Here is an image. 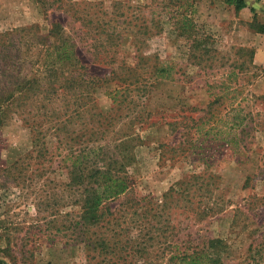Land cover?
Returning <instances> with one entry per match:
<instances>
[{"label":"rangeland","instance_id":"rangeland-1","mask_svg":"<svg viewBox=\"0 0 264 264\" xmlns=\"http://www.w3.org/2000/svg\"><path fill=\"white\" fill-rule=\"evenodd\" d=\"M248 2L237 12L225 0H0V36L10 34L0 47V99L10 103L0 126V260L174 264L221 241V264H264V34L251 11L264 22V0ZM70 4L114 28L113 50L128 66L170 63L176 79L148 91L69 87L75 70H112L74 34ZM186 15L202 41L181 36L176 20ZM54 24L81 65L58 63L52 88L41 57L55 45ZM84 152L118 161L114 173L132 186L88 233L75 223L67 168ZM102 235L107 253L85 246Z\"/></svg>","mask_w":264,"mask_h":264},{"label":"trees","instance_id":"trees-1","mask_svg":"<svg viewBox=\"0 0 264 264\" xmlns=\"http://www.w3.org/2000/svg\"><path fill=\"white\" fill-rule=\"evenodd\" d=\"M53 3L48 5L52 6ZM225 3L229 6H233L237 12L250 7L248 0H225ZM69 6L70 9L66 10V12L71 14L72 22H78L80 24V27L77 28L78 30H75L74 34L82 32L81 35L75 34L80 39V42L91 39V47L95 50V58L99 59L101 63L112 67L111 72L106 74L104 78L88 76L86 73H79L75 70V72H71L67 78H64V80H67L69 87L75 84V82H78V86L81 89H94L96 86L116 81L121 84V86H125V90H129L132 86H138L139 89L143 87V89L148 91L150 81L152 82L151 84H155L161 81L171 82L176 79L178 72L176 67L170 63L162 62L160 64H155L150 68V71L146 72L148 74L140 71L142 69L140 67L141 61L135 67L128 66L124 60L120 59V54L113 50L117 45V43H115L117 37L114 33V28H109L110 25L107 26L106 22L101 26L99 23H95L91 14L80 12L75 9L74 5L70 4ZM251 11L255 16L254 22L257 23V32L264 34V22H258L256 11L253 8H251ZM176 22L181 36L195 39L196 41H202L200 32L191 17L188 15L179 16ZM50 33L55 39V45L53 50L47 47L45 53H41V55L43 54L41 60L44 62L45 71L51 74L48 75L49 85L55 88L52 83L54 82L53 78L58 77L59 73H61L57 66L58 63L59 65L70 63L69 65L71 67H78V64L79 66L81 65V60L78 55V46L76 42L72 37L66 34L63 26L54 24ZM8 36L10 37V34L0 36L1 48L6 47L9 43L5 40ZM34 77V79L39 82V79L36 76ZM120 92L121 91L118 90L116 93L120 94ZM80 95V97H84L85 92L80 93ZM9 104L10 103L4 100V98L0 99V126L3 123L2 117L4 109L9 106ZM234 121L235 125H242L239 119H234ZM69 159L71 161L67 166L69 170V187L75 190V197H77L76 203L80 209L75 223L87 233L91 231V229L102 228L104 224L110 221L111 216H113L111 202L131 192L132 186L128 178L120 177L118 174L114 173L113 168L120 165L118 161H114L110 158L107 162L100 157L92 160L88 157L86 152L81 154L72 153ZM133 207H136L134 202ZM109 239V236L102 235L97 241H90V243H86L85 246L90 249L96 248L101 251L105 250V253H107L109 249ZM219 244H221V241H211L207 247L200 252L177 257L174 259V264H221L222 256L217 249ZM0 264L7 263L0 260Z\"/></svg>","mask_w":264,"mask_h":264},{"label":"crops","instance_id":"crops-1","mask_svg":"<svg viewBox=\"0 0 264 264\" xmlns=\"http://www.w3.org/2000/svg\"><path fill=\"white\" fill-rule=\"evenodd\" d=\"M247 9V8H246Z\"/></svg>","mask_w":264,"mask_h":264}]
</instances>
